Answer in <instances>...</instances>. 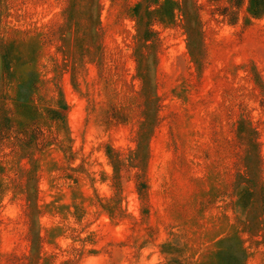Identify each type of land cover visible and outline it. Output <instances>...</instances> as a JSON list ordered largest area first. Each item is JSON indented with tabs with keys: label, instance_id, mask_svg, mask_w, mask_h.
Masks as SVG:
<instances>
[{
	"label": "rangeland",
	"instance_id": "1",
	"mask_svg": "<svg viewBox=\"0 0 264 264\" xmlns=\"http://www.w3.org/2000/svg\"><path fill=\"white\" fill-rule=\"evenodd\" d=\"M0 264H264V0H0Z\"/></svg>",
	"mask_w": 264,
	"mask_h": 264
}]
</instances>
